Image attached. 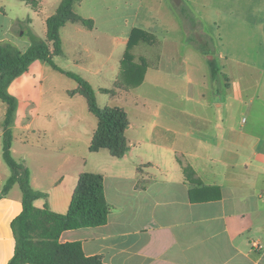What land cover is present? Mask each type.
Listing matches in <instances>:
<instances>
[{"label":"crops","instance_id":"1","mask_svg":"<svg viewBox=\"0 0 264 264\" xmlns=\"http://www.w3.org/2000/svg\"><path fill=\"white\" fill-rule=\"evenodd\" d=\"M37 1L35 8L27 0H0V43H12L25 52L32 45L31 34L47 39V19L62 0ZM218 3L232 4L240 28L255 29L249 40L260 37L263 42L256 55L247 52L242 59L227 49L220 51L218 46L226 39L218 34V44L203 27L213 39L219 74L226 80L220 78L222 87L212 89L217 100L200 102L203 111L192 131L181 111L172 116L170 124L154 123L143 129V138L139 134L136 139L135 124L126 111L130 120L128 152L117 157L106 148L91 151L98 118L96 121L88 111L79 109L83 95L70 94L78 88L73 78L37 59L9 85V93L17 99L9 126L11 152L28 169L31 186L43 193L33 201L35 207L47 205L65 214L82 173L104 176L110 206L107 223L65 230L61 242L79 241L86 256H99L105 264H264V144L259 136L247 130L238 132L230 123L233 106L241 104L258 113L264 104V0ZM95 5L105 7L106 0L75 3L74 10L93 19L94 27L81 22L63 26V53L54 61L88 80L98 103V94L110 103V95L101 89L118 82L132 29L147 28L140 22L122 34L112 33L94 12ZM246 20L250 23L241 26ZM186 33L188 41L187 29ZM239 66L251 70L246 80L233 75ZM148 74L143 84L148 82ZM64 76L77 85H70ZM7 110L0 98V193L12 176L4 158ZM241 121L247 120L243 117ZM141 127L145 126L137 125ZM195 133L201 152H191ZM203 187L217 188L221 198L193 201L192 191L196 198L206 195ZM22 210L23 192L16 182L0 198V264H8L15 254L12 222Z\"/></svg>","mask_w":264,"mask_h":264},{"label":"rangeland","instance_id":"2","mask_svg":"<svg viewBox=\"0 0 264 264\" xmlns=\"http://www.w3.org/2000/svg\"><path fill=\"white\" fill-rule=\"evenodd\" d=\"M218 1L182 0L181 4L177 5L174 0H106L105 7L95 5L94 12L99 13L100 21L105 25L103 26L112 33L122 34V31L126 32L130 26H139L138 24L143 22L155 37L153 45L140 42L132 49L134 59L124 64L118 82L114 86L110 85V103H106L103 95L98 94L101 107L114 105L129 112L136 127V139L143 138V129H150L154 123L170 124L172 116H178L181 111H185L184 117L192 131L198 125L197 116L203 111L200 102L217 100L219 97L214 95L212 89L222 87L220 78L223 82L226 80L224 74H219L221 67L215 51L211 54L202 53L187 41L182 13L190 9L201 19L205 30L213 35L218 44L216 36L221 34L226 40L224 45L216 44L220 51L227 49L231 55L245 59L247 52L256 55L261 49L260 43L263 39L261 42L260 37L249 40L248 35L255 32V29L240 28L239 19L236 18L238 16L231 12L232 4L224 5ZM103 11L107 13L105 17L102 15ZM247 22L250 23L246 20L241 26H247ZM187 27L190 29L189 25ZM201 30L200 26L190 30L191 36L195 43L209 48L210 43L203 37ZM153 67L158 71L152 70ZM250 71L239 66L233 75L236 79L246 80L250 77ZM147 72L149 79L143 84ZM256 78L259 79L260 75L256 74ZM63 79L70 85H77L73 79L65 76ZM106 99L109 100L108 97ZM79 109H85L97 121L96 116L89 111L87 99L83 96ZM232 110L231 119L229 115L225 116L227 120L230 119L232 127L238 132L247 130L259 136L264 144V104L258 113L242 107L241 104L233 106ZM243 117L247 121L242 122ZM141 124L145 127L137 128V125ZM197 136L195 133L191 138V152L202 151ZM131 138L134 136L131 135ZM85 153H88L86 149Z\"/></svg>","mask_w":264,"mask_h":264},{"label":"trees","instance_id":"3","mask_svg":"<svg viewBox=\"0 0 264 264\" xmlns=\"http://www.w3.org/2000/svg\"><path fill=\"white\" fill-rule=\"evenodd\" d=\"M38 7L37 0H27ZM80 0H62L56 12L47 19V39L40 40L31 34L32 45L21 52L12 43H0V98L7 104L6 132L4 138V158L12 170V176L7 181L0 198L16 182L20 183L23 192V210L13 220L16 250L8 264H105L99 256H86L82 243L79 241L61 242L60 236L65 230L83 227H98L107 223L110 206L104 192V176L99 173L84 172L79 178L69 210L67 213L52 211L47 205L37 208L33 201L43 193L35 190L30 184L28 169L19 164L12 156V135L9 126L17 107V99L8 91L9 85L18 76L26 72L30 64L37 60L49 63L61 73L73 78L78 88L71 91L86 97L89 110L98 118V126L90 145L91 151L109 149L114 156L123 157L130 146L126 131L130 120L126 110L119 106L101 107L92 84L81 75L60 68L54 61L56 55L63 53L60 29L68 22H81L88 28L94 27V20L85 18L74 10V5ZM184 25L188 31V41L202 53L211 54L213 39L203 31L201 21L187 10L182 13ZM185 26V27H186ZM204 38L210 43L209 48L195 43L191 31L197 27ZM140 42L155 43L153 33L140 27L131 31L126 51L122 60V72L125 63L134 59L132 49ZM212 64L214 65L213 61ZM102 92L110 93L111 89L102 88ZM206 195L196 198L192 191L193 201L216 200L221 198L220 191L215 187H203Z\"/></svg>","mask_w":264,"mask_h":264},{"label":"water","instance_id":"4","mask_svg":"<svg viewBox=\"0 0 264 264\" xmlns=\"http://www.w3.org/2000/svg\"><path fill=\"white\" fill-rule=\"evenodd\" d=\"M177 5H180L182 0H174Z\"/></svg>","mask_w":264,"mask_h":264}]
</instances>
